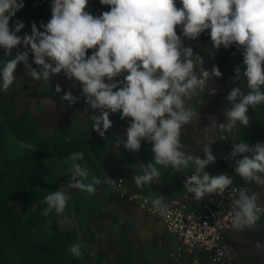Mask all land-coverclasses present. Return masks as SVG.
<instances>
[{"label":"clouds","instance_id":"obj_1","mask_svg":"<svg viewBox=\"0 0 264 264\" xmlns=\"http://www.w3.org/2000/svg\"><path fill=\"white\" fill-rule=\"evenodd\" d=\"M100 3L110 6V10L93 16L85 10L88 0H52L51 18L40 25L43 31L33 22L31 35L21 37L18 33L24 22L17 20L12 27L9 22L24 7V0H0V48L6 57L0 60V87L5 92L9 90L19 64L24 65L32 79L48 86L53 76L63 72L74 81L72 87L79 83L85 103L99 110L100 115L92 117V129L100 136L112 126L110 114L119 113L122 120H129L126 149L139 151L142 141L151 144L155 162L142 166L141 174H134L137 188L158 182L161 172L157 165L166 169L171 166L178 173L191 166V175L184 182L186 192L201 201L205 196L223 195L231 188L232 230L255 231L264 214L261 202L264 194L236 186L234 176L227 173L211 175L205 169L216 161L210 147L217 141L215 133H233L238 125L249 126V109L255 110L264 103V0H180L179 8L176 0H100ZM177 26L181 28L180 35ZM205 30H210L214 49L221 46L227 49L233 44L243 48V63L235 67L232 83L236 85L243 76L247 91L240 86L231 88L226 96L230 107L223 112L224 122L208 117L201 156L184 150L182 135L186 126L201 119L198 109L186 102L197 93L215 95L217 88L209 86V81L223 74L216 64L206 69L203 57L184 40H196ZM21 44L24 51L11 57L12 50ZM89 49L96 50L89 56ZM29 53L34 57L35 68L29 63ZM120 76L123 79H116ZM55 91H62L59 84ZM61 99L75 104L80 97L69 91ZM220 139L227 137L222 135ZM22 147L33 149L30 144ZM83 159L81 151L66 158V163L71 161L69 187L89 196L102 184L117 189L116 180L105 172L85 183L89 170L78 163ZM229 159L234 161L235 176L245 185L255 184L264 189V143L244 139L236 142L233 137ZM69 199L61 189L51 191L44 198L47 207L43 215L47 217L54 210L58 217H63V223L69 222L65 215ZM149 202L162 218H172V205L176 201H166L157 191H150L144 200L145 204ZM253 244L264 252V243L256 240ZM84 247L75 243L69 252L79 258Z\"/></svg>","mask_w":264,"mask_h":264},{"label":"rangeland","instance_id":"obj_2","mask_svg":"<svg viewBox=\"0 0 264 264\" xmlns=\"http://www.w3.org/2000/svg\"><path fill=\"white\" fill-rule=\"evenodd\" d=\"M42 1L41 23L46 24L51 18L52 0ZM176 5L182 6L180 0H176ZM94 9L110 6L102 5L100 0H88L85 10ZM209 32L205 30L196 40H184L203 57L206 69L216 64L223 74L209 81V86L217 88L215 95L197 93L186 102L198 109L201 119L186 126L182 135L184 150L201 156L208 117L224 122L223 112L230 107L226 96L231 88L240 86L247 91L243 76L236 85L232 83L235 67L243 63V48L233 44L227 49H214ZM177 34H181L180 26ZM53 77L56 81L49 86L41 83V94H34L32 80L17 76L7 92L0 87V264H177L172 257L173 239L157 217L119 200L106 185L97 186L91 196L69 187L71 161L65 160L74 152L84 154L78 163L89 170L85 183L93 176H102L103 161L111 153L135 174H141L142 166L155 162L154 153L148 141L141 142L139 151L125 148L129 120H122L119 113L110 114L112 126L100 136L92 129V117L100 112L85 103L79 83L72 87L74 81L63 72ZM57 84L62 89L60 93L55 91ZM69 91L80 97L75 104L61 99ZM247 115L249 126L238 125L233 133H215L217 141L210 147L216 161L205 169L211 175L234 176L242 185L244 182L234 174V161L229 159L233 137L236 142L244 139L264 143V103L255 110L250 108ZM222 135L227 139H220ZM22 144L33 145V149ZM157 167L161 172L158 182L142 190L157 191L164 197L190 194L184 189V182L191 175V166L183 173L175 172L171 166ZM60 189L70 197L65 210L67 223L54 210L47 217L43 215L47 207L45 196ZM75 243L85 245L79 258L69 252Z\"/></svg>","mask_w":264,"mask_h":264},{"label":"built area","instance_id":"obj_3","mask_svg":"<svg viewBox=\"0 0 264 264\" xmlns=\"http://www.w3.org/2000/svg\"><path fill=\"white\" fill-rule=\"evenodd\" d=\"M109 10L94 9L90 13L93 16H99ZM92 50L89 49L87 55L90 56ZM17 51H24L22 44L14 48L12 53L16 55ZM112 177L118 185L112 192L119 200L157 217L163 223L167 233L173 239L172 257L177 264H244L232 254L224 238L225 234L234 232L231 228V198L229 196L231 188L223 195L205 196L201 201H196L192 194L174 196L185 202L173 204V216L170 220H165L153 209L150 202L144 203L149 192L137 188L134 183L125 178ZM235 184L249 187L256 192L260 188L257 185L256 187L242 185L236 181ZM262 217L263 214L261 219Z\"/></svg>","mask_w":264,"mask_h":264},{"label":"crops","instance_id":"obj_4","mask_svg":"<svg viewBox=\"0 0 264 264\" xmlns=\"http://www.w3.org/2000/svg\"><path fill=\"white\" fill-rule=\"evenodd\" d=\"M41 6L42 0H24V7L19 10L15 16L10 19V27H12L15 21L20 20L24 22V28L18 33L19 36L23 37L25 34H31V25L33 22L36 23L37 28L41 31L43 29L40 27L41 25ZM94 50V49H93ZM91 51L90 55L92 54ZM14 54L11 53V57L14 58ZM6 59L4 50L0 48V60ZM34 57L31 53H29V63L35 68L37 67L33 63ZM15 75L18 79H27V81H33V90L34 94H41V83L42 81H36L27 74L25 71L24 65L19 64L17 66ZM56 78L52 77L51 83H54ZM36 95H34L35 97ZM257 192L264 194V189L259 188ZM261 202H264V195L261 196ZM239 237V238H238ZM225 241L229 244L231 248V252L234 256L239 258L244 264H264V252L257 250L254 247L253 242L259 240L264 243V214L259 223L257 229L255 231L246 230L244 233H235L230 232L225 234ZM242 241H247L242 242Z\"/></svg>","mask_w":264,"mask_h":264},{"label":"water","instance_id":"obj_5","mask_svg":"<svg viewBox=\"0 0 264 264\" xmlns=\"http://www.w3.org/2000/svg\"><path fill=\"white\" fill-rule=\"evenodd\" d=\"M105 173L115 176L125 178L128 181L134 183L133 176L134 172L127 167L120 159L116 157L113 153L109 154L103 161ZM135 184V183H134ZM166 201H176L174 204H181L185 201L183 199L175 198L174 196H165Z\"/></svg>","mask_w":264,"mask_h":264},{"label":"trees","instance_id":"obj_6","mask_svg":"<svg viewBox=\"0 0 264 264\" xmlns=\"http://www.w3.org/2000/svg\"><path fill=\"white\" fill-rule=\"evenodd\" d=\"M42 5H43V1H42ZM42 10H41V13H40V17H41V21L44 19V16L42 15ZM113 178V177H112Z\"/></svg>","mask_w":264,"mask_h":264}]
</instances>
